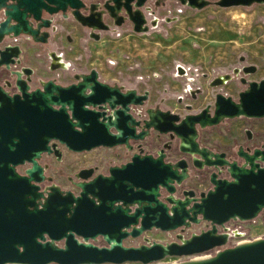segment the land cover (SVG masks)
Instances as JSON below:
<instances>
[{
  "label": "water",
  "instance_id": "water-1",
  "mask_svg": "<svg viewBox=\"0 0 264 264\" xmlns=\"http://www.w3.org/2000/svg\"><path fill=\"white\" fill-rule=\"evenodd\" d=\"M170 1L198 9L211 3L219 7L264 3L0 0V264H147L214 247L219 249L208 257L172 264H264V236L226 246V234L215 227L233 219L251 220L264 210V148H239L235 157H229L198 141V129L223 118H264V79L240 78L246 88L235 99L216 92L212 113L209 104L197 112H188L191 107L186 104L183 114L151 106L142 111L147 91H120L99 80L93 68L64 70L61 77L69 76L67 84L55 77L43 79L24 65L20 45L7 41L23 35L44 44L69 20L98 38L93 30L108 28L101 19L104 10L120 19L115 25L125 19L134 32H145V3L154 9ZM48 56L52 69L62 67L58 55ZM254 70L253 65L241 67L244 74ZM229 78L215 77L209 85ZM158 143L156 151H145L144 146ZM116 146L129 152L128 159L108 166L105 173L80 168L76 192L56 185L43 188L42 155L58 161L63 150L77 153ZM187 179L193 186L185 185ZM203 179L209 184L206 190L198 187ZM201 221L210 227L187 238L177 234V241L122 244L127 237L152 229L181 230ZM97 238L104 245H95Z\"/></svg>",
  "mask_w": 264,
  "mask_h": 264
},
{
  "label": "rangeland",
  "instance_id": "rangeland-1",
  "mask_svg": "<svg viewBox=\"0 0 264 264\" xmlns=\"http://www.w3.org/2000/svg\"><path fill=\"white\" fill-rule=\"evenodd\" d=\"M163 7H165L163 15H158L156 18L158 20L162 19V21L165 19L169 24L160 21V25L151 27L148 22V34L163 35L165 39L168 37V34L179 35L188 41L189 49L199 54L200 58H197L196 61L191 60L182 54V49L180 48H162L150 42V39L155 37H147L148 41H145V35L138 36V38H134L133 42H135V44L137 43V46L139 45L142 51L138 54L130 53L129 55L123 53L121 56V58L126 61L132 59L129 65L133 67L134 74L128 75L126 80L131 82L130 85H133L134 89L138 88V85L143 88L145 84H150L151 78L147 79L145 75L150 77H154L155 75L161 79L164 75L169 77L170 75H168L167 72L170 71L172 74L174 73L173 80L177 82V88L168 89L160 85L163 88L159 86L158 88L160 89H152L150 91L152 94L151 98H156V95L159 94L160 97L170 98L172 101L175 100V98H181V102H189L199 109L206 104L212 103L215 92H221L235 99L237 92L246 88V84L241 83L239 80L240 78H244L246 81L264 79L263 4L254 3L249 6H230L227 8H218V10L214 12H210L211 9H213L210 7L198 12H188L186 10L188 6H169L168 2H166ZM124 32L125 31H122L121 33ZM210 39L213 40V48L209 54L210 51H208L209 48L206 49V43L208 45ZM199 41H201V43ZM160 49H164L165 51L164 54H159L160 57H158L160 60L164 59V70L161 69V64H156L155 59L157 58L154 56L155 51H160ZM207 51L208 54L206 57ZM243 65H253L255 70L252 73L244 74L241 72V67ZM177 66H181L187 70L185 71L183 69L184 73L179 75L176 73L178 69ZM105 67L109 70L108 72L115 73L117 71L113 60L109 64L106 63ZM140 69H148L150 73H142V75L140 73H135L139 72ZM235 69H238V72H234ZM127 72H129V70H127ZM157 72L163 74H156ZM225 74H228L230 78L224 81L223 84L215 86L209 85L215 77ZM125 76L126 75H122L121 79L120 76L116 75L117 78L112 82L121 83V80H123ZM151 81L154 82L155 80L151 79ZM157 82L162 84L161 80ZM190 88L192 89L191 93L195 94L194 97L189 96ZM196 88L198 90H196ZM138 90L141 91V89ZM145 107H147V105L143 106V108ZM148 107H150V105H148ZM178 112L181 113L182 110L179 109ZM244 119L245 118L241 116L223 119L220 124L208 128L207 134H213V136L220 140L221 136H225L226 134L230 135L232 133V128L236 124H239V122L243 123ZM255 121L261 124V126L264 125V118L256 119ZM243 135L244 133L241 134V138ZM228 140H230V138ZM128 157L129 152L122 150L121 146L111 148L97 147L77 153L65 152L60 161H53L51 155H42L41 162L49 163L51 168L47 170V173H50L54 177L53 182L56 183V186L63 190L69 189L76 192L77 188L74 183L78 180L70 184L64 181L63 177L68 176L71 177L72 180H75L74 174H76L80 168L85 167H93L95 172L105 173L108 166L123 163ZM18 171L20 172L21 170L19 169ZM230 227L243 231V236L239 240L263 237L264 210L258 213L251 221L230 222ZM198 230V227L195 226L168 232L152 229L136 238L127 237L122 241V244L125 246H138L142 243H146V241L167 243L170 241H177V234H180L182 238H187L191 234L197 233ZM236 241L237 239H231L229 244H233ZM93 243L98 246L104 245V241L101 238H97ZM56 245L61 246V242H56ZM199 257L200 255H191L189 258L182 256H166L162 258L158 264H172L185 259H195ZM123 264L139 263L127 262Z\"/></svg>",
  "mask_w": 264,
  "mask_h": 264
},
{
  "label": "crops",
  "instance_id": "crops-1",
  "mask_svg": "<svg viewBox=\"0 0 264 264\" xmlns=\"http://www.w3.org/2000/svg\"><path fill=\"white\" fill-rule=\"evenodd\" d=\"M168 3H169V6H175V5L186 6V5H181L178 2L176 3L174 1H170ZM207 7L213 8L211 9L210 12H214L215 10H218V8H227V7L206 5L200 9H195V8L193 9L191 7H187L186 10L188 12H192V11L198 12V11H202L206 9ZM164 10H165V7L157 6L154 8V15L156 17L158 15H163ZM160 21H162V19L159 20L157 25L161 24ZM166 21L167 20L164 19L162 23L169 24ZM118 30L120 29H117V31ZM121 32H119L118 34H113L112 32H107V33L103 32V33H100L97 39H93V38L85 37V36L80 38V34L79 32H77L76 25L73 22H70L68 26L66 27V30L60 32L59 37L57 41L55 42V44L47 46V49L45 52L39 51V48L35 45L32 46L31 48L22 46L27 51L26 53L27 57L25 58L24 65L31 67L43 79L55 77L58 82H62V83H66L68 81L67 77L65 78L61 77V73L64 72V70L79 69V68L82 70H88L90 68H93L97 71L98 77L101 81H104V82L113 81L115 78H117L116 77L117 73L119 74V76L126 75V77L130 74L131 75L134 74L133 67H130L131 65H129V63L132 62V59L126 61V60H123L121 56L123 53L126 55H129L130 53H135V54L140 53L142 49H140L139 45L137 46V43L135 44V42L133 41H134V38L136 37L138 38V36H144V35H145L144 36L145 41H148L147 37H151V36L155 37V38H151L150 42L153 44L155 43L156 46H160L162 48L164 47L180 48L182 49L181 50L182 54H184L187 58L191 60H195V61L197 58H200L199 54L189 49L188 41L184 39L183 37H180L179 35L168 34V37L165 39L163 35H159V34L149 35L148 30H146L145 32H139V33H135V32L128 31V30L125 31L124 33H121ZM199 42L201 43V41ZM207 48H209L208 51H210L209 52L210 54L213 48L212 39L208 41V45L206 43V49ZM180 49H176V50H180ZM51 51L59 56V62L62 64V67L52 69V67L50 66V57L48 56V53ZM208 51L206 52V57H207ZM155 53H154V56L157 58L155 59L156 64L157 65L161 64L162 66L161 69L164 70L165 68L164 59L160 60V58H158L160 57L159 54L165 53L164 49H160V51L156 50ZM112 60H113L114 65L116 66L115 68H117V71L115 73L108 72L109 70H107L105 67L106 63L109 64ZM177 67L180 70L184 69L181 66H177ZM127 70H129V72H127ZM184 70L186 71L187 69H184ZM135 73H140L142 75V73H150V72L148 69H140L139 72H135ZM167 73L171 77L170 76L166 77L164 75L162 76L161 79H159L155 75L154 77L145 75V78L147 79L151 78L152 80L154 79L156 82L155 81L153 82L150 79V84L148 85L145 84L143 88L140 85H138V88H135L138 93L147 91V98H146L144 105H147V107L148 105H150L153 108H160L164 110L166 109L171 112H178L179 109H181L183 105L189 104L191 105L193 111H197L198 109L196 108L194 104L192 105L189 102L183 103L181 102V98L180 99L175 98V100L172 101L170 98L160 97V94L156 95V98H151L152 94L150 91L152 89H160L158 88L160 85H163V87H166L168 89L177 88V82L173 80L174 73L172 74V72L170 71H168ZM156 74H163V73L157 72ZM158 80L159 81L161 80L162 84H160V82L158 83L157 82ZM138 89H141V91ZM191 90L192 89L190 88L189 96L194 97L195 94L191 93ZM256 119H260V118H250V119L245 118L243 123L239 122V124H236L232 128V131H231L232 133L229 132L231 133L230 135L226 134L225 136H221L220 140H218L215 136H213V134L211 135L207 134L208 128H212V126L211 127L207 126L199 131L198 139L202 144L208 147L218 144L219 148H221L223 144H229L231 139L240 141L241 134L244 133V129H249L252 133L264 132V125L261 126V124H258V122L255 121ZM229 138L230 140H228ZM159 146H160V143L152 147L144 146V149L147 152H154L157 150ZM65 152H70V151L63 150L62 157L65 154ZM185 183L189 184V179H187Z\"/></svg>",
  "mask_w": 264,
  "mask_h": 264
},
{
  "label": "flooded vegetation",
  "instance_id": "flooded-vegetation-1",
  "mask_svg": "<svg viewBox=\"0 0 264 264\" xmlns=\"http://www.w3.org/2000/svg\"><path fill=\"white\" fill-rule=\"evenodd\" d=\"M86 1V3H90V4H94V3H99L101 0H85ZM252 4H254V3H252ZM258 4V3H257ZM264 4V3H263ZM208 5H213V6H217V5H215V4H208ZM2 10L0 9V17H1V15H2ZM101 19H102V23L104 24V25H106V26H108V28L106 29V30H104V29H96V30H93L94 31V33H96V34H98V37H99V35H100V33H103V32H112L113 34H118L119 32H121V31H132V32H134L133 30H132V24L130 23V22H128L127 20H122L121 22H120V24H118V25H115L114 23L116 22V21H120V19L119 18H112V17H110L109 16V14H108V12L107 11H105L104 10V12L102 13V16H101ZM70 22H73L75 25H76V27H77V32H79V34H80V38H82V37H90V38H93V39H97V38H94V37H92V36H90V33L91 32H89V30L88 29H86V28H84V27H81L79 24H77L76 22H74L73 20H69L68 22H66V23H64V24H62L60 27H57L56 28V30H55V32L52 34V36H50V37H48V40H47V42L46 43H44V44H42V43H38V42H34V41H32V39H27L26 37H24L23 35H21V36H19V37H17L16 39H10V38H8L7 39V41L8 42H10V43H17L18 45H20V48H21V51H22V55L23 56H25V57H27L26 56V53H27V51L25 50V48H23V47H28V48H31L32 46H37L38 48H39V51H46V49H47V46H49V45H53V44H55V42L57 41V39H58V37H59V34H60V32L61 31H65L66 30V27L68 26V24L70 23ZM148 22H149V25L151 26V27H155V26H157V24H158V22H159V20L156 18V20L154 21L152 18H147L146 19V24H147V26H148ZM153 22V23H152ZM117 29H120V30H118L117 31ZM147 30H148V28H147ZM135 33H137V32H135ZM23 46V47H22ZM52 52V51H51ZM34 53V52H33ZM241 58V57H240ZM27 66V65H26ZM29 67V66H28ZM29 68H31V67H29ZM32 69V68H31ZM91 69V68H90ZM33 70V69H32ZM69 70V69H68ZM77 70H81L82 72H87V71H89V69L88 70H82V69H77ZM34 71V70H33ZM181 71V70H180ZM35 72V71H34ZM97 72V71H96ZM237 72H238V69H237ZM36 73V72H35ZM252 73V72H251ZM37 74V73H36ZM179 74H180V72H179ZM117 75L119 76V74L117 73ZM97 76H98V73H97ZM221 76H223V75H219L218 77H221ZM65 77H67V79H68V81L66 82V83H62V82H59V83H61V84H67V83H69V81H70V78H69V76L68 75H65ZM65 77H63V78H65ZM120 77H121V79H122V76L120 75ZM62 78V79H63ZM98 79H99V77H98ZM127 79V77L125 76V77H123V80H121V83H118V82H112V81H107V82H105V83H107V84H109L110 86H115V87H118L119 89H120V91H127V90H129V89H134L133 88V85H130V81H128V80H126ZM100 80V79H99ZM240 80V79H239ZM224 81H226V80H223V82ZM104 82V81H103ZM196 90H198L197 88H196ZM216 93V92H215ZM214 93V94H215ZM213 98H214V95H213ZM212 98V99H213ZM212 103H213V100H212ZM212 103L211 104H209L210 105V109H209V111H210V113H212ZM184 106V105H183ZM182 106V107H183ZM190 107H191V105H190ZM201 108H199L198 110H200ZM144 110V108L142 107V111ZM181 110H182V108H181ZM197 110V111H198ZM188 112H197V111H193L192 110V107L189 109V110H187ZM186 111V112H187ZM177 113H180V112H177ZM182 114L183 113H185V111L183 110L182 112H181ZM140 116H141V114H140ZM245 118V117H244ZM223 119H227V118H223ZM223 119H221L217 124H214V125H209L208 127H213V126H215V125H218V124H220L221 123V121L223 120ZM247 119H250V118H247ZM207 127V126H206ZM205 128V127H204ZM201 129H203V128H201ZM201 129H198V137H199V131L201 130ZM246 131H248V135L246 134ZM198 141H199V139H198ZM200 142V141H199ZM161 143V142H160ZM201 143V142H200ZM202 144V143H201ZM202 145H204V144H202ZM206 146V145H205ZM206 147H208V146H206ZM121 148H122V150H125V148L123 147V146H121ZM210 150H212V151H218V152H223V153H225V155H227V156H229V157H235V155H236V152H238V150H239V148H241L243 151H245V150H250V149H253V148H259V149H262V148H264V132H262V133H259V132H257V133H252L249 129H244V135H243V137L241 138V140L240 141H236L235 139H231L230 140V143L229 144H223L222 146H221V148H219V146H218V144H216V145H212L211 147H208ZM44 156V155H43ZM47 156V155H46ZM41 158H42V156H41ZM41 158H40V163L41 164H43V165H46V167L44 168V181H43V183H42V186H43V188H45V187H47V186H51V185H55L56 183H54L53 181H54V177L50 174V173H47V170H49L51 167H50V165H49V163L48 162H41ZM51 158H52V160L53 161H57L56 159H55V157L54 156H52L51 155ZM61 158H62V154H61V157H60V160H61ZM60 160H58V161H60ZM48 161V160H47ZM126 161V160H125ZM17 171L20 169L21 171H22V167L21 166H17L16 168H15ZM20 171V172H21ZM19 172V171H18ZM75 176H74V179L75 180H72V178L71 177H68V176H65V177H63V180L64 181H66V182H68V183H70V184H72V183H74V181H77V180H79L77 177H76V174H74ZM185 185L186 186H193V181H192V179H189V184H187V183H185ZM201 190H206L208 187H209V184H208V182L206 181V179H203L202 180V182H201V184L198 186ZM184 228H187V227H184Z\"/></svg>",
  "mask_w": 264,
  "mask_h": 264
},
{
  "label": "built area",
  "instance_id": "built-area-1",
  "mask_svg": "<svg viewBox=\"0 0 264 264\" xmlns=\"http://www.w3.org/2000/svg\"><path fill=\"white\" fill-rule=\"evenodd\" d=\"M143 10L149 19L152 18L154 21L156 20V16L154 15V9L152 8L150 2L145 3ZM179 72H180V74L184 73L183 70L180 71L179 69H177L176 73L179 74ZM136 115H137L136 118H138V119L141 118V116L138 113ZM251 220H238V219L229 220V221L225 222L223 225H215L216 231L218 233H225L226 234V236H227L226 245H228V246H232V245H235V244L240 243V242L248 241V240H239L243 236V231H241L237 228L230 227V222H246V221H251ZM194 226L198 227V229H199L198 232H200L202 230L208 229L210 227V224L207 221H201L198 224H191L189 227H194ZM189 227H187V228H189ZM231 239H237V241L234 242L233 244H229V241ZM249 240H251V239H249ZM218 249H219V247H214V248L209 249V250H207L203 253H200L198 255H200V257H208V256L214 254ZM190 256H182V257H188L189 258ZM159 262H160V260H157V261H153V262H150L147 264H158ZM124 263H127V262H124ZM137 263H139V262H137ZM108 264H112V263H108ZM139 264H141V263H139Z\"/></svg>",
  "mask_w": 264,
  "mask_h": 264
},
{
  "label": "bare ground",
  "instance_id": "bare-ground-1",
  "mask_svg": "<svg viewBox=\"0 0 264 264\" xmlns=\"http://www.w3.org/2000/svg\"><path fill=\"white\" fill-rule=\"evenodd\" d=\"M180 70V69H179Z\"/></svg>",
  "mask_w": 264,
  "mask_h": 264
}]
</instances>
